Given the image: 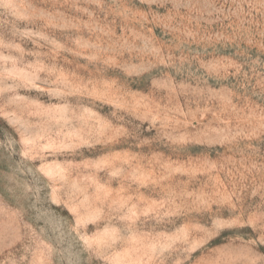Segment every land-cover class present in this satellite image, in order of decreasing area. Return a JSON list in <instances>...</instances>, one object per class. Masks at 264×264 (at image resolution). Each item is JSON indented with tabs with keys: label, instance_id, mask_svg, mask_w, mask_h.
Masks as SVG:
<instances>
[{
	"label": "rangeland",
	"instance_id": "obj_1",
	"mask_svg": "<svg viewBox=\"0 0 264 264\" xmlns=\"http://www.w3.org/2000/svg\"><path fill=\"white\" fill-rule=\"evenodd\" d=\"M0 264H264V0H0Z\"/></svg>",
	"mask_w": 264,
	"mask_h": 264
}]
</instances>
